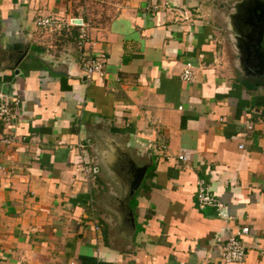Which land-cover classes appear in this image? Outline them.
Wrapping results in <instances>:
<instances>
[{
  "label": "crops",
  "instance_id": "0c3cea01",
  "mask_svg": "<svg viewBox=\"0 0 264 264\" xmlns=\"http://www.w3.org/2000/svg\"><path fill=\"white\" fill-rule=\"evenodd\" d=\"M242 1L0 0V92L19 101L0 122V264H223L237 228L240 264H264V79L239 61ZM45 16L79 19L102 71L55 50ZM131 164L146 167L132 235L116 211ZM198 183L227 219L198 210Z\"/></svg>",
  "mask_w": 264,
  "mask_h": 264
},
{
  "label": "built area",
  "instance_id": "2783aa9c",
  "mask_svg": "<svg viewBox=\"0 0 264 264\" xmlns=\"http://www.w3.org/2000/svg\"><path fill=\"white\" fill-rule=\"evenodd\" d=\"M34 29L38 32H47L52 34H59L61 31L67 29L70 26L79 27V45L78 50L81 52L79 55V68L81 73L91 78L93 75L98 74L103 69L102 60L98 59L94 55L92 49L94 42L89 40L86 33V27L83 24L75 25L72 20L59 19L55 17H37L33 21ZM180 79L185 82H189L192 79V66L186 63L184 69L180 74ZM19 101L17 99H11L4 93L0 92V122L4 128L8 127L14 120V115L18 110ZM264 124V109L261 118L257 121ZM247 129H252L251 123H246ZM7 129V128H6ZM14 140L6 134L0 137V144L10 145ZM241 146H239V149ZM179 161L184 162L185 158L178 157ZM195 199L198 210L204 208H212L215 210L216 215L222 219H227L221 214V207L217 200L210 195L204 188L202 183L197 184ZM247 234V228H237L234 232H228L225 241L221 248V261L223 264H240L243 261L245 255V249L241 244L239 238Z\"/></svg>",
  "mask_w": 264,
  "mask_h": 264
},
{
  "label": "water",
  "instance_id": "95a60500",
  "mask_svg": "<svg viewBox=\"0 0 264 264\" xmlns=\"http://www.w3.org/2000/svg\"><path fill=\"white\" fill-rule=\"evenodd\" d=\"M234 28L236 29V49L239 54L241 65L248 74H252L264 79V0H245L237 4L236 13L233 16ZM75 25L80 24L79 19L72 20ZM15 49H19L16 48ZM27 48L18 51L13 59L9 70L17 74L15 68L26 55ZM49 73L56 77H65L66 74L50 70ZM83 80V78H82ZM131 169L125 167L121 185L124 193L118 201L119 209L116 210L121 216L122 223L126 227L128 234L132 235L134 225L132 215L127 207L135 191L138 189L141 180L144 177L145 166L136 167L130 165Z\"/></svg>",
  "mask_w": 264,
  "mask_h": 264
},
{
  "label": "trees",
  "instance_id": "16d2710c",
  "mask_svg": "<svg viewBox=\"0 0 264 264\" xmlns=\"http://www.w3.org/2000/svg\"><path fill=\"white\" fill-rule=\"evenodd\" d=\"M78 34H79V27L77 26H70L64 31H62L58 37L55 39V44L59 46H67L69 45L72 47V49H75L77 55H80V51L78 50V45H79V39H78ZM262 82L261 78H258L256 80L252 81V84ZM104 235V232H102V236Z\"/></svg>",
  "mask_w": 264,
  "mask_h": 264
},
{
  "label": "rangeland",
  "instance_id": "374dc122",
  "mask_svg": "<svg viewBox=\"0 0 264 264\" xmlns=\"http://www.w3.org/2000/svg\"><path fill=\"white\" fill-rule=\"evenodd\" d=\"M63 31H64V30H63ZM61 32H62V31H61ZM61 32H60V33H61ZM60 33H59V34H60ZM54 34H55V33H54ZM59 34H58V35H59ZM57 37H58V36H57ZM52 45L54 46V49H55V48L63 49L64 47H67V48H69V49L72 48V47H70L69 45H67V46H59V47H58V46L55 44V41H53V44H52ZM55 50H56V49H55ZM229 51H230V47H228V48L225 50V53H227L228 58H230V60H231V55H229V53H228ZM226 59H227V56H226ZM51 63H53V62H51ZM97 190H98L99 192L97 193V192L95 191V192H94L95 194L92 196V198L94 199L95 202H96V201L99 202V201L101 200V199H100V198H101L100 194H102L106 189H99V188H98ZM120 196H121L120 194H117V193L115 194V197H116V198H120ZM132 200H133V199H132ZM132 200L130 201L131 203H132ZM113 202H114V204H115V201H113ZM131 203H128L129 206H131ZM113 206H114V205H113Z\"/></svg>",
  "mask_w": 264,
  "mask_h": 264
}]
</instances>
